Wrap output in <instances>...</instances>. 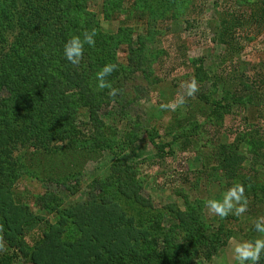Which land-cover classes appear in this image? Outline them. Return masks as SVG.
Listing matches in <instances>:
<instances>
[{
  "label": "rangeland",
  "instance_id": "374dc122",
  "mask_svg": "<svg viewBox=\"0 0 264 264\" xmlns=\"http://www.w3.org/2000/svg\"><path fill=\"white\" fill-rule=\"evenodd\" d=\"M187 1L59 0L63 6L76 3L66 9L77 16V35L97 31L95 46H84L90 66L82 72L81 100L70 102L79 110L94 98L92 108L112 146L97 160L75 158L69 169L41 157L10 187L0 183V264H95L91 251H84L89 236L102 242L115 234L118 252L125 237L117 232L114 206H104V216L97 209L94 215L75 212L77 205L86 207L87 195L101 191L98 183L113 191L114 162L151 205L118 200L125 216L133 212L149 228L154 245L148 246L149 237L141 242L143 251H158L154 264H235L233 243L258 235L252 224L264 216V0H202L191 12ZM228 14L234 15L239 45L234 55L216 33L218 20ZM111 47L123 68L106 78L120 90L115 97L98 89L96 80L97 58L110 63ZM201 67L204 84L196 95L175 112L162 110L159 105L174 100ZM226 72L243 74L257 90L241 105L231 102L230 110L225 99L232 89L218 83ZM172 126L182 132L176 141L174 131H167ZM235 183L245 186L248 211L224 219L208 215L204 202L221 198ZM179 217L203 231H219L222 241L206 253L201 242L210 235L200 231L186 240ZM98 248L105 260L106 245ZM121 255L116 262L132 264Z\"/></svg>",
  "mask_w": 264,
  "mask_h": 264
},
{
  "label": "trees",
  "instance_id": "16d2710c",
  "mask_svg": "<svg viewBox=\"0 0 264 264\" xmlns=\"http://www.w3.org/2000/svg\"><path fill=\"white\" fill-rule=\"evenodd\" d=\"M201 1L188 0L185 3L187 9L191 8L188 11L196 9V5ZM75 5L76 3H70L63 6L59 0L23 2L0 0V183H5L7 188L20 173L27 171L28 165L39 164L41 157L48 159L47 156H50L51 163L55 166L60 165L63 169H69V164L73 163L75 158L92 155L91 157L94 156L92 159L97 160L103 151L111 150L110 142L113 139L103 133V123L91 105L94 98L91 96L85 100L84 104H81L82 109L79 110H76V104L73 106V101L70 102L72 98L75 101L81 100L80 89L82 86L84 88L86 83L82 72H88V65L90 66V55L85 47L81 63L75 67L67 61L63 52L66 41L77 35L78 21L74 19L77 16H71L66 9L73 10ZM82 12L84 14V10ZM220 18L216 24L218 39L220 43L226 45L227 52L234 55L239 47L232 28L234 15L228 14ZM111 48L107 56L110 63L117 65V69H123L116 60L117 50ZM105 64V60L97 58L98 70ZM232 65L231 70L237 71L234 62ZM204 72L201 67L190 77H194L198 85L204 84L205 76L202 75ZM110 76L115 77V71ZM219 78L220 86L232 89L229 97L226 96L225 99L227 110H230L231 102L241 105L253 90L257 94V90L245 80L243 74L237 76L226 72L225 75L219 74ZM122 79L125 80V77ZM179 128L177 126L167 128L168 132L174 131L175 141L181 138L182 132H177ZM116 165V162L111 165L113 191L103 188L101 183H98L101 191L98 189L87 195L84 200L87 201L86 207L77 205L75 212L86 209L93 214V210L97 209L99 215L104 216L106 213L104 206L111 204L115 207V216L118 217V221L115 222L118 223L117 232L120 234L124 232L125 242L117 252L113 251L115 234L112 236L110 234V237L107 240L103 239L102 242L89 236L85 237L90 243L88 245L87 241L84 251H91L92 263L95 264H125L123 261L116 262L120 254H122L120 258H125L122 257L125 255L129 257L132 264H144V261H151V264H154L158 251H154L153 248L143 251L142 247L146 244L142 245L141 242V238L149 237L148 246L154 245L149 228L147 225L144 226L139 215L132 212V215L125 216L120 201H131L141 207L151 205L138 193L136 184L126 180V176ZM34 172H38V168L34 169ZM116 206H120L119 211L116 210ZM182 219L179 217L181 222L179 228L188 237L186 240L193 241L196 238L193 236L200 231L210 235L209 239L204 237L201 242L202 247L206 248V253L214 247L216 241H222L219 231L215 233L203 231L195 222H186ZM86 223L83 225H87ZM170 240L171 238L167 242ZM101 243L106 245L105 260L97 253Z\"/></svg>",
  "mask_w": 264,
  "mask_h": 264
},
{
  "label": "clouds",
  "instance_id": "9594fccd",
  "mask_svg": "<svg viewBox=\"0 0 264 264\" xmlns=\"http://www.w3.org/2000/svg\"><path fill=\"white\" fill-rule=\"evenodd\" d=\"M96 29L84 31L82 37L74 35L64 44V56L74 67L79 66L84 55V46H95ZM117 70V65L112 63L105 64L96 73L97 88L100 90L108 89V95L115 97L119 89L112 87L107 81V77ZM182 91L177 97L167 103H161L159 107L165 111L175 112L178 108L187 103L188 98H193L199 91L196 79L190 78L181 85ZM205 209L210 216L221 219L229 215L241 217L249 208V199L245 194V186L235 183L227 187L221 198H210L204 202ZM253 230L258 234L253 239H242L235 241L231 248L232 259L235 264H259L262 254H264V216L258 217L253 221Z\"/></svg>",
  "mask_w": 264,
  "mask_h": 264
}]
</instances>
